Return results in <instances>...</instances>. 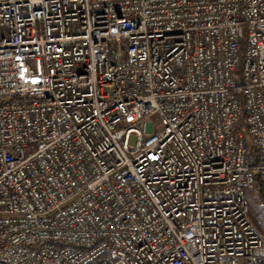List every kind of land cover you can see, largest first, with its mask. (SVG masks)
<instances>
[{
    "label": "built area",
    "instance_id": "1",
    "mask_svg": "<svg viewBox=\"0 0 264 264\" xmlns=\"http://www.w3.org/2000/svg\"><path fill=\"white\" fill-rule=\"evenodd\" d=\"M261 190L264 0H0V264H264Z\"/></svg>",
    "mask_w": 264,
    "mask_h": 264
},
{
    "label": "trees",
    "instance_id": "2",
    "mask_svg": "<svg viewBox=\"0 0 264 264\" xmlns=\"http://www.w3.org/2000/svg\"><path fill=\"white\" fill-rule=\"evenodd\" d=\"M255 164V161L252 160V165ZM245 202L249 208V218L252 224L260 231H264V206L260 207L259 202H263L264 205V197L263 192L258 191L257 196L252 194L245 195Z\"/></svg>",
    "mask_w": 264,
    "mask_h": 264
},
{
    "label": "rangeland",
    "instance_id": "3",
    "mask_svg": "<svg viewBox=\"0 0 264 264\" xmlns=\"http://www.w3.org/2000/svg\"><path fill=\"white\" fill-rule=\"evenodd\" d=\"M157 122V121H156ZM133 143V141H131V144ZM250 194H252V195H254V196H257V193H250V192H245V195H250ZM259 205H260V207H263L264 205H263V202H259L258 203Z\"/></svg>",
    "mask_w": 264,
    "mask_h": 264
},
{
    "label": "water",
    "instance_id": "4",
    "mask_svg": "<svg viewBox=\"0 0 264 264\" xmlns=\"http://www.w3.org/2000/svg\"><path fill=\"white\" fill-rule=\"evenodd\" d=\"M259 187H260V185H259Z\"/></svg>",
    "mask_w": 264,
    "mask_h": 264
}]
</instances>
